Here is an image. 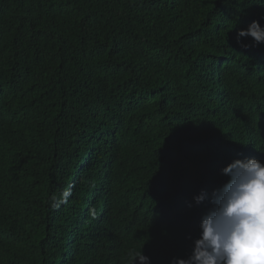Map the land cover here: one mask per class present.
I'll return each instance as SVG.
<instances>
[{
	"label": "trees",
	"instance_id": "16d2710c",
	"mask_svg": "<svg viewBox=\"0 0 264 264\" xmlns=\"http://www.w3.org/2000/svg\"><path fill=\"white\" fill-rule=\"evenodd\" d=\"M262 18L264 0H0V264L186 257L193 197L264 159V44L236 41Z\"/></svg>",
	"mask_w": 264,
	"mask_h": 264
},
{
	"label": "clouds",
	"instance_id": "9594fccd",
	"mask_svg": "<svg viewBox=\"0 0 264 264\" xmlns=\"http://www.w3.org/2000/svg\"><path fill=\"white\" fill-rule=\"evenodd\" d=\"M249 38L251 43H245ZM236 41L243 48L264 44V26L253 20L236 33ZM250 150L264 155V146ZM220 171L226 179L219 187L193 197L197 205L207 201L209 207L191 252L171 264H264V159L235 158ZM127 259L128 264H151L142 248L130 250Z\"/></svg>",
	"mask_w": 264,
	"mask_h": 264
}]
</instances>
